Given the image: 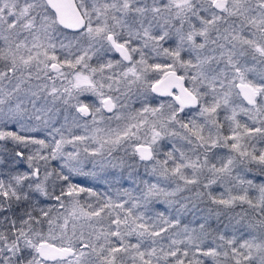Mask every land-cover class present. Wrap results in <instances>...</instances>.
<instances>
[{
	"label": "snow or ice",
	"instance_id": "obj_1",
	"mask_svg": "<svg viewBox=\"0 0 264 264\" xmlns=\"http://www.w3.org/2000/svg\"><path fill=\"white\" fill-rule=\"evenodd\" d=\"M258 178L264 0H0V264H264Z\"/></svg>",
	"mask_w": 264,
	"mask_h": 264
},
{
	"label": "trees",
	"instance_id": "obj_2",
	"mask_svg": "<svg viewBox=\"0 0 264 264\" xmlns=\"http://www.w3.org/2000/svg\"><path fill=\"white\" fill-rule=\"evenodd\" d=\"M18 167H20L21 169L25 167V165H19ZM112 172V181H113V184L116 188H129V187H134L133 185H131L129 183V181L127 180V173L125 172L124 173V179H120V172L121 170L120 169H116V170H110ZM141 172H143V169H140ZM258 179H264V178H258ZM117 181H119L117 183ZM126 181V182H125ZM97 187L99 188L100 191H103L104 190V187L105 185L103 184H100V185H97ZM157 207H160L162 210H163V205H158ZM188 219H191V218H188Z\"/></svg>",
	"mask_w": 264,
	"mask_h": 264
},
{
	"label": "rangeland",
	"instance_id": "obj_3",
	"mask_svg": "<svg viewBox=\"0 0 264 264\" xmlns=\"http://www.w3.org/2000/svg\"><path fill=\"white\" fill-rule=\"evenodd\" d=\"M88 99L91 100L92 98L89 97ZM242 119H243V117H242ZM125 182H126V181H125ZM257 182H260V179H257ZM129 183H130V182H129ZM189 218H191V217H189Z\"/></svg>",
	"mask_w": 264,
	"mask_h": 264
}]
</instances>
